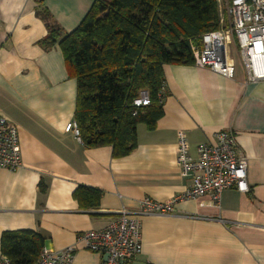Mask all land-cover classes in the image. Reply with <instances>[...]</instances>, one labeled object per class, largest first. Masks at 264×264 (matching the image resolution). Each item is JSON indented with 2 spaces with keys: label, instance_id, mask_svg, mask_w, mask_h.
<instances>
[{
  "label": "crops",
  "instance_id": "0c3cea01",
  "mask_svg": "<svg viewBox=\"0 0 264 264\" xmlns=\"http://www.w3.org/2000/svg\"><path fill=\"white\" fill-rule=\"evenodd\" d=\"M93 0H43L53 19L74 30ZM39 0H0V114L17 126L21 166L0 168V245L9 230H33L44 247L78 249L72 264H101L105 255L77 242L145 197L165 202L191 185L177 163V138L189 152L227 130L248 159L249 191L229 188L219 203L209 194L177 200L171 215L140 216L142 251L124 264H264V80L249 81L241 62L233 77L194 64H165L163 114L152 129L137 127V146L115 156L89 147L67 125L75 120L77 81L59 45L45 48L48 28ZM100 191L86 207L80 187ZM4 256L1 254L0 259Z\"/></svg>",
  "mask_w": 264,
  "mask_h": 264
},
{
  "label": "trees",
  "instance_id": "16d2710c",
  "mask_svg": "<svg viewBox=\"0 0 264 264\" xmlns=\"http://www.w3.org/2000/svg\"><path fill=\"white\" fill-rule=\"evenodd\" d=\"M39 2L37 14L48 28L40 42L45 48L59 45L77 81L74 121L81 139L89 147L112 146L115 156L135 149L140 123L152 129L162 116L163 66L194 64L193 45L220 27L218 0H93L70 32ZM143 90L150 104L135 108L133 100ZM74 196L90 208L100 191L80 186ZM44 241L33 230L4 231L1 254L11 264H34Z\"/></svg>",
  "mask_w": 264,
  "mask_h": 264
},
{
  "label": "built area",
  "instance_id": "2783aa9c",
  "mask_svg": "<svg viewBox=\"0 0 264 264\" xmlns=\"http://www.w3.org/2000/svg\"><path fill=\"white\" fill-rule=\"evenodd\" d=\"M225 10L220 20L222 28L201 36L200 43L193 45L195 63L226 77H233L236 60L231 56L232 36L236 37V52L239 54L249 81L264 80V0H219ZM227 20V24L224 22ZM165 86L159 96L163 101ZM150 104L147 91L143 90L133 100L135 108ZM137 112L135 111V114ZM67 131H73L82 141L76 121L70 122ZM177 163L183 176L191 177L190 187L180 196L160 202L145 197L134 211L125 207L118 216L99 230L79 233L77 242L87 250L107 255L101 264H124L138 257L142 251L141 222L144 215H171L177 200L197 199L209 194L219 203L224 190L233 188L249 191L248 159L240 152L234 133L222 130L216 133L213 142L198 146V156L189 152V143L184 132L177 138ZM21 166V151L17 126L0 114V168L16 170ZM77 244L61 250L46 247L34 264H72ZM0 264H11L8 258Z\"/></svg>",
  "mask_w": 264,
  "mask_h": 264
},
{
  "label": "rangeland",
  "instance_id": "374dc122",
  "mask_svg": "<svg viewBox=\"0 0 264 264\" xmlns=\"http://www.w3.org/2000/svg\"><path fill=\"white\" fill-rule=\"evenodd\" d=\"M219 2V0H218ZM219 20H221L222 18H225V10H224V7L222 5L221 2H219ZM226 19V18H225ZM227 26H228V23H227V20L224 21ZM219 24H220V27L219 28H222V24L221 22L219 21ZM232 40H233V43L230 45V49H231V56L236 60V61H240V57H239V54L236 52V37L233 35L232 36ZM199 43H196L195 45H198Z\"/></svg>",
  "mask_w": 264,
  "mask_h": 264
},
{
  "label": "water",
  "instance_id": "95a60500",
  "mask_svg": "<svg viewBox=\"0 0 264 264\" xmlns=\"http://www.w3.org/2000/svg\"><path fill=\"white\" fill-rule=\"evenodd\" d=\"M107 257V255L105 256V258Z\"/></svg>",
  "mask_w": 264,
  "mask_h": 264
}]
</instances>
